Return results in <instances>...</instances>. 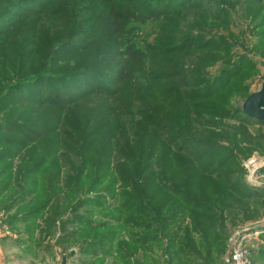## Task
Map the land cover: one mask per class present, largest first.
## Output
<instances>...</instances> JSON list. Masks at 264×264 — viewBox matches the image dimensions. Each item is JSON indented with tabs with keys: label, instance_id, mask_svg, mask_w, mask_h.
I'll use <instances>...</instances> for the list:
<instances>
[{
	"label": "trees",
	"instance_id": "obj_1",
	"mask_svg": "<svg viewBox=\"0 0 264 264\" xmlns=\"http://www.w3.org/2000/svg\"><path fill=\"white\" fill-rule=\"evenodd\" d=\"M263 45L264 0H0V177L46 196L39 241L59 232L88 264H226L232 230L264 216L241 79ZM95 202L117 213H77Z\"/></svg>",
	"mask_w": 264,
	"mask_h": 264
},
{
	"label": "rangeland",
	"instance_id": "obj_2",
	"mask_svg": "<svg viewBox=\"0 0 264 264\" xmlns=\"http://www.w3.org/2000/svg\"><path fill=\"white\" fill-rule=\"evenodd\" d=\"M250 56L254 58L257 66V71L253 73L251 69H246L244 71V77L241 78L244 81L251 82V93L254 91L259 90L262 87V84L264 82V45L258 48L256 51H253L250 53ZM250 93V94H251ZM244 101H242L243 104ZM258 125L251 126V131L256 132ZM3 151L10 152V150L0 149V153ZM254 159L255 164H257L258 168L261 167L260 172H256L255 174L252 172V166L249 169L246 164L249 160ZM10 162H5L0 164V172L6 169V167L9 166ZM244 166L246 168L245 173V179L252 188L260 187L253 185L251 183V180H259L261 181V186H264V181L262 175L264 174V170H262V167H264V154H261L260 152H255L253 156H251L248 160L244 162ZM253 174V178L252 175ZM7 178L2 176L0 177V228L4 231H10L13 232L16 236L22 239L24 243H28L29 245L31 243H36L38 245H41L44 249L45 247H48L49 253H47L45 250L44 255V263L43 264H56V260H54L53 257L56 255L59 256L62 253L60 250V246L57 245L58 239H59V232L58 233H50V234H43L44 241H39V232L41 229V222L43 221V218L38 219L36 221H33L30 217H27L30 221L29 224L23 226L22 222L18 221L19 216H23L26 213H41L39 209H42L41 207L43 204L47 201L46 196H43L39 190L37 192H33V189L35 190L38 185H35V183L30 184H22V187L20 185H13V186H7ZM26 187V190L28 191L27 194H23L22 190ZM39 189V188H37ZM32 190V191H31ZM30 191V192H29ZM34 193V194H32ZM99 191L89 192L86 197L89 199H93L95 196H97ZM97 197L94 198L95 201H97ZM99 203L95 202L94 204H89V206L85 208H81L78 210L77 213H82L83 215L87 216V220L92 219V221L99 220L101 218V213H117L116 211H106L103 212V208H100ZM105 211V210H104ZM64 213H73L71 209ZM25 216V215H24ZM45 216V214H44ZM19 217V218H21ZM2 226H4L2 228ZM35 229V230H34ZM88 232V231H87ZM240 232V237L237 238V233ZM264 232V216L259 217L256 220L252 219L247 221L245 224L240 225V227L234 228L230 234L229 240H228V250L226 254L222 257V261H225L226 264H234L233 262V254L235 252V248L238 244L242 247V249L245 251L247 257H248V263L247 264H264L262 259L257 257L256 254H254V251H256L259 248L260 245V235ZM243 233H246L245 238L242 235ZM33 234V236H32ZM27 235L29 236V240L27 239ZM32 238V239H31ZM39 241V242H38ZM81 242V240H80ZM49 243V245H47ZM61 245V244H60ZM65 247H68L69 253H77L78 256H76V259L80 261L81 258L86 259L84 254L80 253L79 249V242H73L68 245H65ZM77 250V251H75ZM160 250H154L153 253H148V257L145 256V258H140V252L138 251L136 255L132 256V262L141 261L142 264H165L167 261V256L162 254V252H159ZM27 253L33 254V249L26 250ZM24 252V256H27L28 254ZM1 253V252H0ZM43 254V253H42ZM29 256V255H28ZM75 257V256H72ZM110 257V256H109ZM40 258L37 257V262L40 264ZM111 259V258H108ZM230 260V262H228ZM58 261V260H57ZM87 262V261H86ZM106 262V261H105ZM177 262V261H174ZM203 262V260L201 261ZM1 264H2V254H1ZM79 264V263H77ZM207 264V263H204ZM208 264H216V261L208 262ZM217 264H223L221 261H218Z\"/></svg>",
	"mask_w": 264,
	"mask_h": 264
},
{
	"label": "crops",
	"instance_id": "obj_3",
	"mask_svg": "<svg viewBox=\"0 0 264 264\" xmlns=\"http://www.w3.org/2000/svg\"><path fill=\"white\" fill-rule=\"evenodd\" d=\"M25 215V216H24ZM21 218H17L18 221L22 222L23 226L29 224V219H33L35 215H32L31 213L24 214ZM27 217H30L29 219ZM4 226H2L3 228ZM0 228V251L2 254V264H38L37 257L40 259V264L44 263V255L47 252L45 248L43 249L41 245H38L36 243H31L30 245L28 243H24L23 240L16 236L13 232L4 231ZM27 239L29 240V236L27 235ZM32 239V238H31ZM33 249V254L30 252L27 253L26 250ZM46 252H45V251ZM24 252H26L28 255L24 256ZM43 253V254H42ZM49 253V252H47ZM62 254L60 255V258L58 255H56L54 260H56V264H61L62 261ZM68 256V255H67ZM75 256V257H72ZM76 256H78V253H73L68 256V264H88L86 262V259L81 258L80 261L76 259ZM58 260V261H57ZM113 262V259H107L106 263L110 264Z\"/></svg>",
	"mask_w": 264,
	"mask_h": 264
},
{
	"label": "water",
	"instance_id": "obj_4",
	"mask_svg": "<svg viewBox=\"0 0 264 264\" xmlns=\"http://www.w3.org/2000/svg\"><path fill=\"white\" fill-rule=\"evenodd\" d=\"M242 108L247 115L264 121V82L259 90L244 100ZM61 264H68V256L65 253L62 254Z\"/></svg>",
	"mask_w": 264,
	"mask_h": 264
},
{
	"label": "built area",
	"instance_id": "obj_5",
	"mask_svg": "<svg viewBox=\"0 0 264 264\" xmlns=\"http://www.w3.org/2000/svg\"><path fill=\"white\" fill-rule=\"evenodd\" d=\"M246 166L250 169L251 166H252V172L255 174L256 172H260L261 171V167L258 168L257 164H255V160L254 159H251L247 162ZM252 175V178H253V174ZM263 177V180L264 181V174L262 175ZM251 183L253 185H256V186H261V181L255 179V180H251ZM246 233H243L242 235L244 236L245 238V235ZM237 238L240 237L239 235H241L240 232L237 233ZM1 252V251H0ZM248 257L245 253V251L242 249V247L240 246V244H238L235 248V252L233 254V262L234 264H247L248 263ZM228 262H230V260H228ZM231 263V262H230ZM0 264H1V253H0ZM232 264V263H231Z\"/></svg>",
	"mask_w": 264,
	"mask_h": 264
}]
</instances>
